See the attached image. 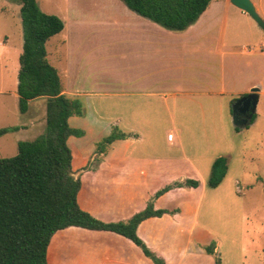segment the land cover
<instances>
[{
    "label": "crops",
    "instance_id": "0c3cea01",
    "mask_svg": "<svg viewBox=\"0 0 264 264\" xmlns=\"http://www.w3.org/2000/svg\"><path fill=\"white\" fill-rule=\"evenodd\" d=\"M252 2L264 20V1ZM131 22L121 41L123 47L130 44V62H124L129 52H123L115 67L130 71L126 79L91 82L85 76V81L79 82L80 72L70 70V91L62 88L70 96H82L84 105L82 115L68 119L71 127L84 130L82 136L70 135L67 140L71 170L81 181L78 204L94 217L110 222L126 221L152 201L155 209L172 212L138 224L137 235L150 251L165 264H214L213 255L204 252L201 245L212 240L217 244V234L199 219L202 189L198 195L195 190L203 186L216 157L227 156L224 181L236 172L232 162L241 154L231 142L223 151L207 148L202 154L194 149L188 153L177 128L165 126V117L182 127L183 122L172 117L221 115L228 108L231 113L232 100L253 86L259 87V102L264 95V29H258L256 21L230 0H211L198 19L183 30L167 29L139 14ZM113 82L115 95L102 97L100 91ZM96 98H108L101 106L105 110L94 106L92 99ZM112 100L136 102L120 111L109 109ZM101 113L118 118L101 120L97 118ZM113 126L128 136L114 140L105 152L98 153L97 141ZM170 131L174 133L171 141L167 139ZM235 134L238 136L240 130ZM187 178L197 180L198 185L173 187L155 196L168 183ZM46 260L48 264H155L131 239L79 226L53 233Z\"/></svg>",
    "mask_w": 264,
    "mask_h": 264
},
{
    "label": "rangeland",
    "instance_id": "374dc122",
    "mask_svg": "<svg viewBox=\"0 0 264 264\" xmlns=\"http://www.w3.org/2000/svg\"><path fill=\"white\" fill-rule=\"evenodd\" d=\"M36 1L42 11L55 14L64 22L63 29L48 39L45 46L47 59L57 69L65 92L70 91V70L80 72L79 82H84L85 76L91 82L98 79L117 82L127 78L130 71L115 67L122 61L123 52H129L124 62H130V44L123 47L121 41L133 16L138 14L121 0ZM19 11L18 0H0V128L19 126L18 130L0 136V157L15 155L19 140H31L45 129L43 98L34 100L25 113L18 109L16 86L23 43ZM256 27L261 29L259 25ZM116 82L100 91L101 96L115 95ZM112 101L109 109L120 111L121 107L129 108L136 102ZM104 102H108V98L92 99L100 110H105L102 109ZM229 110H223L221 115L172 117L181 120L182 127L166 116L165 126L177 128L176 134L188 153H193L194 149L202 154L207 148L223 151L229 142L235 144L241 155L232 162L236 172H232L230 179L209 187L206 177L203 186L195 190L198 195L202 189L199 219L216 232L219 252L216 248L215 252L220 255L222 264H264V95L259 99L256 118L249 126L241 128L238 136H235ZM101 114L97 118L105 121L118 118L109 113ZM23 124L29 126L21 129ZM144 134L146 138L145 130ZM170 184L174 182L167 185Z\"/></svg>",
    "mask_w": 264,
    "mask_h": 264
},
{
    "label": "trees",
    "instance_id": "16d2710c",
    "mask_svg": "<svg viewBox=\"0 0 264 264\" xmlns=\"http://www.w3.org/2000/svg\"><path fill=\"white\" fill-rule=\"evenodd\" d=\"M23 30L22 51L16 92L18 109L28 110L29 101L45 98V129L31 140H19L17 153L0 157V264H48L46 249L53 233L68 226L109 230L131 239L155 264H165L137 235L138 224L151 216L169 213L155 209L152 201L126 221H102L83 210L77 201L80 178L71 170L70 135L82 136L84 130L71 127L69 117L82 115L79 96L63 92L57 69L47 59L46 41L58 34L64 22L57 15L42 11L36 0H18ZM130 10L171 30H183L194 23L211 0H121ZM234 100H232L233 102ZM256 113L252 115V123ZM19 126L0 128V136ZM235 130L240 127L234 126ZM128 136L117 126L96 143L98 153L105 152L116 139ZM227 156L216 157L207 179L217 186L227 172ZM198 181L187 178L159 189L155 196L173 186L196 187ZM213 255L214 264H222L215 252L214 240L201 245Z\"/></svg>",
    "mask_w": 264,
    "mask_h": 264
},
{
    "label": "water",
    "instance_id": "95a60500",
    "mask_svg": "<svg viewBox=\"0 0 264 264\" xmlns=\"http://www.w3.org/2000/svg\"><path fill=\"white\" fill-rule=\"evenodd\" d=\"M232 4L247 12L257 24L264 29V20L257 12L251 0H230ZM258 86L251 87L250 91L235 99L231 104L232 123L234 126L244 127L248 125L250 118L256 111L258 102ZM241 114H244L241 117Z\"/></svg>",
    "mask_w": 264,
    "mask_h": 264
},
{
    "label": "built area",
    "instance_id": "2783aa9c",
    "mask_svg": "<svg viewBox=\"0 0 264 264\" xmlns=\"http://www.w3.org/2000/svg\"><path fill=\"white\" fill-rule=\"evenodd\" d=\"M173 138H174V133H173V131L168 132V133H167V139H168L169 141H171V140H173Z\"/></svg>",
    "mask_w": 264,
    "mask_h": 264
},
{
    "label": "flooded vegetation",
    "instance_id": "af4514ba",
    "mask_svg": "<svg viewBox=\"0 0 264 264\" xmlns=\"http://www.w3.org/2000/svg\"><path fill=\"white\" fill-rule=\"evenodd\" d=\"M244 116V114H241V117H243Z\"/></svg>",
    "mask_w": 264,
    "mask_h": 264
}]
</instances>
